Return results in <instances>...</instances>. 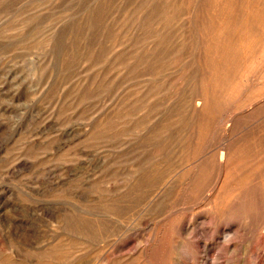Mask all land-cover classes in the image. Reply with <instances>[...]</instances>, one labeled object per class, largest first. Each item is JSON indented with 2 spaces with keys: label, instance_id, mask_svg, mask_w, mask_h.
I'll list each match as a JSON object with an SVG mask.
<instances>
[{
  "label": "rangeland",
  "instance_id": "1",
  "mask_svg": "<svg viewBox=\"0 0 264 264\" xmlns=\"http://www.w3.org/2000/svg\"><path fill=\"white\" fill-rule=\"evenodd\" d=\"M0 264H264V0H0Z\"/></svg>",
  "mask_w": 264,
  "mask_h": 264
},
{
  "label": "bare ground",
  "instance_id": "2",
  "mask_svg": "<svg viewBox=\"0 0 264 264\" xmlns=\"http://www.w3.org/2000/svg\"><path fill=\"white\" fill-rule=\"evenodd\" d=\"M248 11V10H247ZM220 33V32H219ZM223 167V166H222ZM220 168V167H219ZM224 173V172H223Z\"/></svg>",
  "mask_w": 264,
  "mask_h": 264
}]
</instances>
